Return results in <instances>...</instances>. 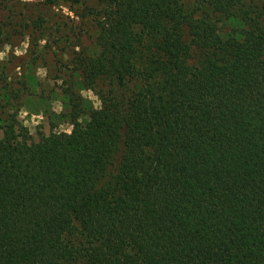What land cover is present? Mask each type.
Returning <instances> with one entry per match:
<instances>
[{"label": "trees", "instance_id": "trees-1", "mask_svg": "<svg viewBox=\"0 0 264 264\" xmlns=\"http://www.w3.org/2000/svg\"><path fill=\"white\" fill-rule=\"evenodd\" d=\"M96 15L90 134L41 139L21 163L0 141V264H264V3L109 0ZM230 15L252 31L218 27Z\"/></svg>", "mask_w": 264, "mask_h": 264}, {"label": "rangeland", "instance_id": "rangeland-1", "mask_svg": "<svg viewBox=\"0 0 264 264\" xmlns=\"http://www.w3.org/2000/svg\"><path fill=\"white\" fill-rule=\"evenodd\" d=\"M108 2L109 0H96V3L81 5L80 0H0V49L5 44L16 48L25 36L29 39V47L24 55L15 56L9 51L5 60L0 61V94L8 98L7 102L0 99V120L4 121L2 142L22 150V155H16V162L26 161L34 146L33 144L28 148L23 144H15L13 129L19 127L16 113L21 107L43 110L45 121L48 123L53 119L58 120L59 118L49 111V104L54 98V93L58 91L60 95L68 98L67 102L71 107L70 112L62 115H70L75 123L76 117L83 111L78 88L74 85H81L80 72L83 64L97 52L95 41L99 16L96 14L106 7ZM58 3H63L70 11H74L80 17L79 22L53 12V5ZM41 40L46 41L43 46L39 43ZM77 47L79 52L75 51ZM65 54L69 56L67 63L63 60ZM38 65L47 69V75L44 80L37 77L33 86L31 80ZM17 66L21 70L19 77L15 74ZM9 76L12 77L11 80ZM58 79L63 80V85H56L55 81ZM46 81L52 82L51 88L47 86ZM74 104L80 105L79 110L76 109L75 112ZM40 127H43V124ZM21 133L27 134L25 129H21ZM89 134L88 127L86 131H81L77 124L72 136H51L49 141L54 146L67 141H72L75 145L77 138ZM9 136L12 140L8 141Z\"/></svg>", "mask_w": 264, "mask_h": 264}, {"label": "clouds", "instance_id": "clouds-1", "mask_svg": "<svg viewBox=\"0 0 264 264\" xmlns=\"http://www.w3.org/2000/svg\"><path fill=\"white\" fill-rule=\"evenodd\" d=\"M183 2V0H181ZM248 0H242V3L247 4ZM260 3H264V0H259ZM96 3V0H80L81 5L85 4H92ZM190 4H194V0H190ZM53 12L60 13L62 15H65L69 18L74 19L75 21L79 22L80 17L75 14L74 11H70L69 7H67L63 3H58L56 5H53L52 7ZM199 17V11L196 12L193 15V18ZM99 20L103 22L105 20L104 16H100ZM228 26L230 29H243L246 28L249 31H252V26L250 24H247L244 20L240 18L239 15H230L227 19L221 18L220 23L218 27H225ZM133 29L139 30V27L136 25L132 26ZM218 35L221 39H227L229 37L233 36V32L229 30L227 33L219 32ZM235 39L237 41H242L245 39L244 35H241L239 33L235 34ZM40 45L43 46L46 41L41 40L39 41ZM29 47V39L27 36H25L24 40L21 42V44L16 48H11L10 45L5 44L2 49H0V61H4L7 55L9 54V51L12 52L15 56H22L26 53L27 49ZM55 51V49H53ZM76 52H79V48L77 47L75 49ZM63 60L67 63L69 60V56L65 54L63 56ZM71 67V66H69ZM20 67L17 66L15 69V74L17 77L20 75ZM47 75V69L44 67H40L39 65L36 68L35 76L32 78L31 83L34 86L36 78L38 77L40 80H44V78ZM12 77L9 76V80H11ZM77 79H79V76L77 75ZM56 85H63V80H56ZM103 87V93H107L109 91L108 87ZM46 84L49 88L52 87L51 81H46ZM74 87L78 88L79 96L82 100V108L83 111L80 115L76 117L75 123L72 120V117L70 115H62L65 112H70L71 107L68 104V98L66 96L60 95L58 91L54 93V98L49 104V111L54 114V117H58L59 119H53L51 123H48L45 121V113L43 110L36 111V110H29L26 107H21L19 111L16 113V120L19 124V127H15L13 129L14 133V141L15 144H23L25 147L31 148L33 144L39 145L41 143V137L43 139L47 140L51 136H57L60 137L62 134L64 136H72L76 125L78 124L80 126L81 131H86L87 125L91 123V116L88 114L89 112H102L104 111V105L105 101L102 98L99 91H97L94 87L91 86H83V85H74ZM33 90L36 91L35 87H33ZM0 99H3L5 102H7L8 98L6 96H3L0 94ZM29 103H31V100H29ZM9 111H13V109H9ZM43 124V127H40ZM3 125L4 121L0 120V141H3L4 139V132H3ZM51 125H55L52 127ZM21 129L26 130V135L21 133ZM39 133V135L37 134ZM152 150L150 148H144L145 153H150ZM142 173L137 171L136 176L137 178L142 177ZM72 227H75L79 229V224L75 222L73 219L72 221ZM66 233H63L60 235V241L63 242L65 238ZM95 246V245H94ZM123 253L125 256H133L135 255V249L133 247H127L123 249ZM57 264H64L63 260H58Z\"/></svg>", "mask_w": 264, "mask_h": 264}]
</instances>
